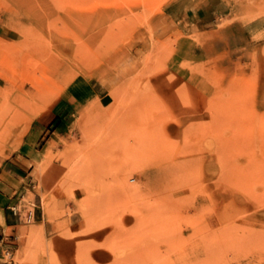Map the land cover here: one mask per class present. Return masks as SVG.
<instances>
[{"label":"rangeland","instance_id":"1","mask_svg":"<svg viewBox=\"0 0 264 264\" xmlns=\"http://www.w3.org/2000/svg\"><path fill=\"white\" fill-rule=\"evenodd\" d=\"M263 46L264 0H0V165L50 221L15 259L264 264Z\"/></svg>","mask_w":264,"mask_h":264},{"label":"crops","instance_id":"2","mask_svg":"<svg viewBox=\"0 0 264 264\" xmlns=\"http://www.w3.org/2000/svg\"><path fill=\"white\" fill-rule=\"evenodd\" d=\"M212 12L207 8L204 14L209 18ZM21 173L22 167L14 159L0 165V264H30L15 258L26 257L31 233L47 234L50 225L36 192L26 181L29 177Z\"/></svg>","mask_w":264,"mask_h":264},{"label":"bare ground","instance_id":"3","mask_svg":"<svg viewBox=\"0 0 264 264\" xmlns=\"http://www.w3.org/2000/svg\"><path fill=\"white\" fill-rule=\"evenodd\" d=\"M264 47V46H263ZM127 54V52L126 53H124L122 56L124 57V55H126ZM58 64H55V63H52V65H50L49 67H47V69H44V71H43V74H47V77H45V80H47V82H48V80L50 81V80H56L57 82H58V84H57V89L59 90V89H61V88H63L65 85H66V81H67V79H66V77H64L63 76V71H62V64H61V62L59 63V66H60V69L58 68V66H57ZM50 67H53V68H55L56 70H55V72L53 71V76H52V70H50ZM106 70H113L114 68H110V67H107V68H105ZM125 70L127 69V68H124ZM124 70V71H125ZM46 71V72H45ZM127 74H122V76L120 77V75H118V74H114L113 76H112V78H113V82H112V84H113V91H114V93H116V94H118L119 92L118 91H120L121 89H122V87L124 86V84L126 83V82H128L129 81V79H124V80H121L122 78H124L125 76H126ZM6 76L8 77L9 75L6 73ZM10 77V76H9ZM118 77V78H117ZM120 77V78H119ZM7 90V88H5V89H1V91H0V94L1 93H3V92H5ZM244 99H246V98H244ZM96 102V101H95ZM244 103V102H243ZM94 104V103H93ZM96 104V107L97 106H99L100 104H101V101L100 100H97V102L95 103ZM115 104H119V103H117L116 102V100H114V103H111L110 105H109V107H112V106H114ZM247 104V103H246ZM245 106V105H244ZM108 107V108H109ZM119 107V106H118ZM243 107V106H242ZM115 111V108L114 109H112L111 111H103V114H108L109 113V115H108V117H110V115H113L112 113ZM96 114H99V113H96ZM98 117H99V115H98ZM107 117V118H108ZM113 117V116H112ZM91 118V117H90ZM90 118H87V120L88 119H90ZM92 119V118H91ZM98 119V118H97ZM96 119V120H97ZM110 119V118H109ZM112 119V118H111ZM110 119V120H111ZM87 120L85 121L86 123H87V127L89 128V131H91L90 129H91V127L90 126H92V122L89 120L88 122H89V126H88V122H87ZM110 120L108 121V122H110ZM106 121V120H105ZM112 121H113V119H112ZM94 123H96L95 122V120L93 121ZM107 122V123H108ZM99 123V122H98ZM103 123V122H102ZM102 123H99V124H101V126L100 127H102L103 126V124ZM97 125V124H96ZM86 126V125H85ZM99 126V125H98ZM104 128H103V130L104 129H107L108 127H106V124H104ZM86 127V128H87ZM100 127H98V128H100ZM85 128V129H86ZM97 128H95V130H96ZM102 129V128H101ZM92 130H93V128H92ZM89 131H86V133L85 134H87ZM103 132V131H102ZM102 132L100 133L101 134V137H102ZM93 133V132H92ZM91 133V137H89V139H90V141H91V143H93V140H94V136H93V134ZM98 134V133H97ZM100 134H98V135H100ZM88 135H90L89 133L86 135V136H88ZM114 135L116 136V133L114 132ZM114 135H112V139H113V136ZM97 136V135H96ZM98 137V136H97ZM97 137H95L96 139H97ZM100 137V136H99ZM98 137V139H100ZM108 137V136H107ZM88 138V137H87ZM97 139V140H98ZM107 139V138H106ZM103 140V139H102ZM101 140V141H102ZM109 140V139H108ZM88 141V140H87ZM96 141V140H95ZM107 141V140H106ZM108 142V141H107ZM90 143V142H89ZM91 152H93V150H91ZM94 153V152H93ZM129 194H127V195H130V196H132L131 194H136L138 191H139V189L137 188V189H134V188H128V186L126 187V189H125ZM264 194V193H263ZM263 194H261V196L263 195ZM134 196V195H133ZM263 197V196H262ZM262 199V198H261ZM23 234V236H24V230H23V232H22ZM223 232L221 231L220 232V235L222 234ZM223 235V234H222ZM221 235V238H219V240L220 239H225V235H227V234H224V236H222ZM233 236L235 235L236 236V238H237V235H236V232H235V234L233 233L232 234ZM232 235H231V239H232ZM234 236V237H235ZM241 236V235H240ZM217 237V236H216ZM238 237H239V234H238ZM216 239V238H215ZM214 239V240H215ZM224 239H223V242H224ZM229 239V238H228ZM233 239H235V238H233ZM225 240H227V237H226V239ZM238 240H240V238L238 239ZM214 242V241H213ZM223 242L221 241V243L223 244ZM232 242H234V243H236L237 244V240L236 241H234V240H232ZM239 242V241H238ZM217 243H218V241H217ZM217 243H212V244H217ZM220 243V242H219ZM219 243H218V246H219ZM235 244V245H236ZM239 244H241V243H239ZM238 244V245H239ZM245 244L247 245V242H245ZM209 246V248H210V245H208ZM207 246V247H208ZM242 246V244L240 245V247ZM211 247H213L214 248V246L212 245ZM219 247H221V246H219ZM246 247V246H245ZM208 248V249H209ZM215 250V249H214ZM210 252H211V250H210ZM212 254V253H211ZM214 254V253H213ZM208 256V255H207ZM214 255H210V257H213ZM205 258H207V257H205ZM212 260H214V258L212 259ZM208 261H210V260H207V262ZM211 262V261H210ZM201 264V263H200Z\"/></svg>","mask_w":264,"mask_h":264}]
</instances>
